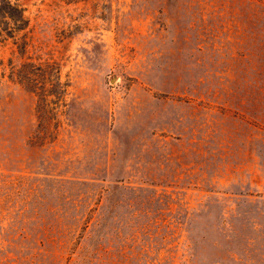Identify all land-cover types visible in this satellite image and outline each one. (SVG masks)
Masks as SVG:
<instances>
[{
    "label": "rangeland",
    "instance_id": "1",
    "mask_svg": "<svg viewBox=\"0 0 264 264\" xmlns=\"http://www.w3.org/2000/svg\"><path fill=\"white\" fill-rule=\"evenodd\" d=\"M22 2L0 264H264V0Z\"/></svg>",
    "mask_w": 264,
    "mask_h": 264
},
{
    "label": "trees",
    "instance_id": "2",
    "mask_svg": "<svg viewBox=\"0 0 264 264\" xmlns=\"http://www.w3.org/2000/svg\"><path fill=\"white\" fill-rule=\"evenodd\" d=\"M27 27L22 0H0V44L13 38L16 32ZM4 66L0 62V77H3Z\"/></svg>",
    "mask_w": 264,
    "mask_h": 264
}]
</instances>
